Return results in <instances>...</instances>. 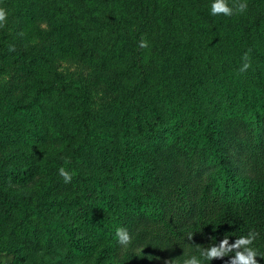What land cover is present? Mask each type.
Listing matches in <instances>:
<instances>
[{"label":"trees","instance_id":"trees-1","mask_svg":"<svg viewBox=\"0 0 264 264\" xmlns=\"http://www.w3.org/2000/svg\"><path fill=\"white\" fill-rule=\"evenodd\" d=\"M33 1L14 0L15 12L27 15ZM165 1L161 51L176 83L125 91L115 122L95 121L53 81L0 93V251L10 264H25L31 245L52 257L44 264H182L198 246L250 230L264 254V0L234 37L208 34L182 0ZM119 227L132 237L127 248Z\"/></svg>","mask_w":264,"mask_h":264},{"label":"rangeland","instance_id":"rangeland-1","mask_svg":"<svg viewBox=\"0 0 264 264\" xmlns=\"http://www.w3.org/2000/svg\"><path fill=\"white\" fill-rule=\"evenodd\" d=\"M210 3L182 0L192 24L211 35L234 37L247 11L213 16ZM253 3L256 0H247L248 7ZM13 5L14 0H0L7 12L6 24L0 27V93H21L31 78L53 81L71 93V104L109 125L117 120L125 91L147 96L176 83L174 63L161 51L165 0H48V5L36 0L27 15L16 13ZM258 34L264 42L263 24ZM142 36L148 48L138 47ZM85 160V168L95 166L93 155ZM30 247L25 264L51 261L37 246ZM11 260L0 251V264Z\"/></svg>","mask_w":264,"mask_h":264},{"label":"clouds","instance_id":"clouds-1","mask_svg":"<svg viewBox=\"0 0 264 264\" xmlns=\"http://www.w3.org/2000/svg\"><path fill=\"white\" fill-rule=\"evenodd\" d=\"M247 0H233L230 5L228 0H211L210 14L213 16H228L234 14H243L247 11ZM7 21V12L4 8H0V27H4ZM138 47L141 49L148 48V41L143 36L138 42ZM10 50H13L10 48ZM251 50L243 53L241 60L243 63L239 68V72H246L251 67ZM58 174L63 178L65 183H70L72 180V173L66 170L65 167H60ZM191 233L187 235L188 240L192 239ZM259 233L255 230H250L247 235H242L235 238L234 241L229 242V238L224 236L218 243H210L207 247L198 246L197 251L199 256L191 255L183 259L182 264H205L212 260H224V264H260L257 257L264 259V254H261L259 249L255 246ZM115 239L123 248H127L132 243V237L127 229L119 227L115 230ZM212 240H215L211 238ZM164 264H176L174 259H167Z\"/></svg>","mask_w":264,"mask_h":264}]
</instances>
